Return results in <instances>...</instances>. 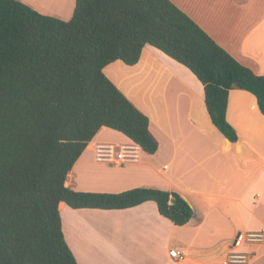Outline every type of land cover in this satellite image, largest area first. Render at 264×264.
Returning a JSON list of instances; mask_svg holds the SVG:
<instances>
[{
    "label": "trees",
    "instance_id": "obj_1",
    "mask_svg": "<svg viewBox=\"0 0 264 264\" xmlns=\"http://www.w3.org/2000/svg\"><path fill=\"white\" fill-rule=\"evenodd\" d=\"M151 46L204 87L212 124L239 140L226 119L229 93L245 90L264 115V76L239 63L171 0H76L70 20L0 0V264H78L59 210H126L154 202L177 226L193 218L177 192L135 188L79 192L69 174L104 128L154 155L150 120L104 74L139 63Z\"/></svg>",
    "mask_w": 264,
    "mask_h": 264
},
{
    "label": "crops",
    "instance_id": "obj_2",
    "mask_svg": "<svg viewBox=\"0 0 264 264\" xmlns=\"http://www.w3.org/2000/svg\"><path fill=\"white\" fill-rule=\"evenodd\" d=\"M17 1L64 21L72 18L76 5V0H62L67 11L58 13L42 0ZM171 1L234 59L264 76V0ZM104 74L148 116L159 149L149 155L137 147L138 161L125 164L117 150L112 160L100 162L99 145L121 141L134 146L104 128L66 186L79 192H177L194 216L177 226L160 215L154 202L109 211L75 210L62 203L63 233L77 263L228 264V253L235 251L249 253L248 264H264V243L235 246L241 234L264 232V115L256 97L241 89L230 91L226 119L239 137L230 143L211 122L201 82L158 49L146 46L137 65L117 61ZM173 250L183 260L171 257Z\"/></svg>",
    "mask_w": 264,
    "mask_h": 264
},
{
    "label": "built area",
    "instance_id": "obj_3",
    "mask_svg": "<svg viewBox=\"0 0 264 264\" xmlns=\"http://www.w3.org/2000/svg\"><path fill=\"white\" fill-rule=\"evenodd\" d=\"M129 146L133 145H124L117 148L114 145L102 144L97 147L96 158L100 162H106L112 160V157L115 155L117 149L119 150L118 160L120 164H125L128 162H137L139 159L138 149H133ZM135 147H138L135 145ZM140 148V147H139ZM264 243V232H251L247 234H241L236 240L235 246L240 245H257ZM170 256L177 261L183 260V256L176 250L170 252ZM251 259L249 253H240L235 251H230L226 257V262L228 264H248Z\"/></svg>",
    "mask_w": 264,
    "mask_h": 264
},
{
    "label": "rangeland",
    "instance_id": "obj_4",
    "mask_svg": "<svg viewBox=\"0 0 264 264\" xmlns=\"http://www.w3.org/2000/svg\"><path fill=\"white\" fill-rule=\"evenodd\" d=\"M42 1L46 2L47 5L50 4L49 6H47V9L48 10L55 11V12H58V13H64L65 11H67V4L66 3L65 4H62L61 3V2H64L65 0L64 1L57 0L58 3L53 2L54 0H42ZM215 1H218V0H215ZM55 6H58V7L62 8V11H57L56 10L57 8ZM52 8H54V9H52ZM107 145H114V144H107ZM121 145L124 146L125 144H123V142L119 141V144H116L114 146H116L117 148H119ZM127 145H131V144H127ZM100 186H102V185L100 184Z\"/></svg>",
    "mask_w": 264,
    "mask_h": 264
},
{
    "label": "bare ground",
    "instance_id": "obj_5",
    "mask_svg": "<svg viewBox=\"0 0 264 264\" xmlns=\"http://www.w3.org/2000/svg\"><path fill=\"white\" fill-rule=\"evenodd\" d=\"M129 147H131V148H133V149H138L137 147H135V145H134V146H129Z\"/></svg>",
    "mask_w": 264,
    "mask_h": 264
}]
</instances>
